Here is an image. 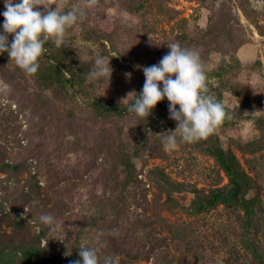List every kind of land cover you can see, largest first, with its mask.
<instances>
[{
    "label": "trees",
    "instance_id": "1",
    "mask_svg": "<svg viewBox=\"0 0 264 264\" xmlns=\"http://www.w3.org/2000/svg\"><path fill=\"white\" fill-rule=\"evenodd\" d=\"M202 1L209 8L205 27L189 28L186 17L177 18L155 49L144 42L154 29L133 18L149 12L157 0H97L95 6L101 10L115 8L131 18L107 22L86 9V18L67 30L61 48L51 41L45 44L47 51L34 76L16 66L7 52L0 54V78L5 83L0 91V264H71L81 259L79 248L84 246L95 247L101 260L118 257V264L179 263L183 253L177 254V244L176 251L171 250L168 233L181 236L186 244L195 240L186 225L170 224L158 210L147 213L151 185L165 193L164 204L175 201L174 190L190 189V213L219 205L234 208L238 214L231 260L244 254L253 264H264L263 186L218 133L196 145L224 172L225 183L197 187L170 178L159 165L145 170L144 161L138 164L139 158L160 153L164 136L158 131L169 116V101L158 102L143 119L127 110L134 103L130 92L142 90V68L158 64L170 51L164 43L177 41L200 53L210 91L233 113V119L219 128L227 130L249 112L257 113L252 121L258 134L237 145L244 153H264V114L258 112L264 109V90L251 84L254 73H263V60L248 62L237 55L250 38L226 2ZM82 4L83 0H70V6ZM236 4L264 35V23L248 0ZM3 12L0 8V34ZM77 40L96 50L84 56ZM97 55L110 59L109 83L106 78H88ZM20 115L26 127L16 122ZM78 152L80 157L62 162ZM45 213L55 217L60 230L50 231L40 222ZM162 229L168 233L160 234Z\"/></svg>",
    "mask_w": 264,
    "mask_h": 264
},
{
    "label": "rangeland",
    "instance_id": "2",
    "mask_svg": "<svg viewBox=\"0 0 264 264\" xmlns=\"http://www.w3.org/2000/svg\"><path fill=\"white\" fill-rule=\"evenodd\" d=\"M17 1L19 0H13L14 3H17ZM222 1L231 7L233 14L245 27L250 38L247 43L238 49L237 55L242 60L248 62L260 57L264 63V35L256 31L237 6L236 0H217L216 2L219 4ZM248 5L257 10L259 21L264 23V0H248ZM0 8L5 11L4 0H0ZM90 9L94 12L95 16H101L107 22L131 18L128 13L115 8L101 10L99 7L94 6ZM149 9V12L142 16H134L133 20L142 19L147 27L154 29L153 31L148 28L149 31L144 37V42L152 49L160 45V40H164L163 31L170 32L177 18L186 17L189 28H192L195 24L205 27L209 14L208 5L204 4L202 0H157V3ZM167 18L173 19L168 20ZM10 40L12 41V36H10ZM75 44L84 56H90L89 53L92 49L96 50L90 43L80 40H77ZM251 84L255 88L264 90V69L262 74L259 72L254 73L251 78ZM4 87L5 83L0 78V91ZM3 102H6V100L3 99ZM15 105L13 103L11 107L16 109ZM260 111H264V109L258 110V112ZM254 114L257 113L251 111L245 119L240 120L233 127L223 131L218 128L216 133L220 135L224 146L230 145L233 148L245 168L251 173L258 175V179L263 186L262 198L264 203V153H244L237 145L238 141L245 142L255 138L258 134L252 121ZM24 119L25 117L20 115L16 122L23 121V127H26L27 124ZM162 122L158 132L164 137L171 134V131H174L177 127V122L170 119L169 116H166ZM164 137L160 140L159 154L143 156L138 159V164L144 161L145 170L159 165L164 168L170 178L193 184L197 187L207 188L214 186L216 183L222 184L227 181L224 172L216 165L213 158L200 149L196 145V142L185 143L181 141L177 130L178 148L169 152L164 149L162 142ZM81 154V152L70 153L62 159V162L73 161L78 156L80 157ZM81 191L87 194L85 189L82 188ZM172 196L175 201L164 204L165 193L158 190L156 186L151 185L148 194L151 209L147 213H151V210H158L160 215L165 217L170 224L187 226L191 237L195 240L189 244H186L181 236L172 238L165 229H162L160 233H168V244L171 246L172 251H176L174 249L175 244L181 248L176 252L179 255L182 252L183 254L180 256L183 259L179 263L178 259H176L177 264H183L185 261H187L186 264H253L251 257L244 254L238 261L231 260L233 257L230 247L233 246V243H236V237L232 231L237 226L238 214L234 208H225L223 205H219L208 212L194 214L188 212V209H186L193 197L190 189L174 190ZM83 241L90 243L85 237ZM237 245L240 247L239 243ZM189 246L191 250H188Z\"/></svg>",
    "mask_w": 264,
    "mask_h": 264
},
{
    "label": "clouds",
    "instance_id": "3",
    "mask_svg": "<svg viewBox=\"0 0 264 264\" xmlns=\"http://www.w3.org/2000/svg\"><path fill=\"white\" fill-rule=\"evenodd\" d=\"M96 4L97 0H83L82 5L75 6H70V0H19L17 3L4 0L0 54L7 52L16 66L34 76L40 68V58L47 51L45 44L51 41L56 48H61L67 30L83 22L86 9ZM9 34L12 35L11 43ZM164 44L170 51L158 64L142 68L145 77L142 90L139 94L130 92L135 97L127 110L147 119L157 103L166 98L169 118L177 122L176 129L162 141L164 149L171 152L178 148L177 130L181 141L195 143L214 134L225 121H231L233 113L210 91L208 70L200 53L182 47L178 41ZM112 71L110 59L97 55L88 78H106L109 83ZM260 112L264 114V111ZM39 220L50 231L61 228L51 214H42ZM78 255L81 259L71 264H118L119 261L116 256H104L101 260L95 247H80Z\"/></svg>",
    "mask_w": 264,
    "mask_h": 264
}]
</instances>
